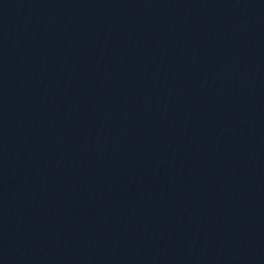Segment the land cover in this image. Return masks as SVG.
I'll use <instances>...</instances> for the list:
<instances>
[{
    "label": "water",
    "instance_id": "1",
    "mask_svg": "<svg viewBox=\"0 0 264 264\" xmlns=\"http://www.w3.org/2000/svg\"><path fill=\"white\" fill-rule=\"evenodd\" d=\"M0 264H264V0H0Z\"/></svg>",
    "mask_w": 264,
    "mask_h": 264
}]
</instances>
